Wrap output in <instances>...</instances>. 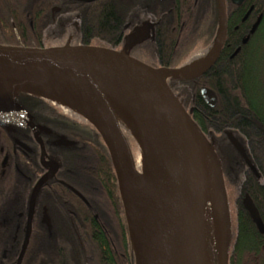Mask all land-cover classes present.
Segmentation results:
<instances>
[{"label": "trees", "instance_id": "trees-1", "mask_svg": "<svg viewBox=\"0 0 264 264\" xmlns=\"http://www.w3.org/2000/svg\"><path fill=\"white\" fill-rule=\"evenodd\" d=\"M210 2L216 0L173 2L174 14L164 16L160 25L158 52L163 56L165 67L178 68L196 48H206L212 41L206 19ZM167 3V0H98L92 3L0 0V45L44 48L51 27L56 26L60 33L70 20L77 18L82 22L83 45L94 40L102 47L114 49L119 45L121 30L127 21L137 23L145 12L162 15L168 11ZM56 7L60 8V13L53 17L52 10ZM171 25L175 27L173 34ZM261 33L264 34V19ZM252 77L244 79L234 71L226 75L229 85H204L207 81L202 76L198 79L202 85H182V91L188 93V101L195 107L192 118L204 135L209 139L226 131L237 132L247 143L264 178V138L259 127L262 119L259 121L256 115L258 109H264V73ZM201 88L218 92L215 108L205 105ZM24 104L36 116L37 123L66 131L81 145L72 153L59 154L61 170L37 197L30 243L22 264H135L116 172L97 130L89 122H72L56 106L38 97L27 98ZM260 138L263 139L258 142ZM37 165V171L41 172L38 162ZM244 180L241 191L248 193L264 224V185L259 182L254 167ZM29 201V195L21 194V231L17 235L0 232V243L13 244V239L17 238L21 251ZM16 257L17 254L15 261ZM229 264H264V235L258 231L240 198L237 199V233L231 241Z\"/></svg>", "mask_w": 264, "mask_h": 264}, {"label": "water", "instance_id": "water-1", "mask_svg": "<svg viewBox=\"0 0 264 264\" xmlns=\"http://www.w3.org/2000/svg\"><path fill=\"white\" fill-rule=\"evenodd\" d=\"M85 3H92L98 0H81ZM242 2L243 0H235ZM220 11V36L219 45L216 56L225 42L226 38V10L225 0H218ZM60 12V8L56 7L52 10L54 17ZM253 27L252 33L256 30L258 24ZM145 27L136 30L128 39L132 46L141 44L146 39ZM211 66V64L209 65ZM206 66L197 74L183 73L184 69H156L147 64L129 56L125 52L109 49L105 47L78 45V46H60L49 48H26L19 46H4L0 45V119L8 116L9 120L14 123H21L13 118L5 109L7 104H12L16 107L19 113L30 122L32 129L38 137V129L33 123L29 115L23 108L17 104L15 98L17 92L8 87L6 82L12 84L17 81H25L39 86L37 83L29 80L25 75L38 73L44 70H73L78 69L86 80L94 86L96 103L90 109L95 122H89L99 133L104 144L110 154L112 164L114 166L119 191L122 202L125 208L126 216L129 223V230L133 244L135 264H182L184 259V248L187 234L186 223V195L188 185L191 178L193 166V138L194 134L200 139V147L203 151L208 152L212 157L213 162L218 169L221 195L223 204L226 209L228 218V234L222 238L219 233L218 216L215 209L213 198H208L204 203L202 211V230L205 224V215L208 205L212 206L213 221L216 230L218 263L229 264L230 259V221L226 205V197L224 192V183L220 166L218 164L216 153L208 138L204 135L198 124L192 118V110H186L182 102L172 91L167 82L168 75H190L199 76L207 70ZM86 69L97 70L112 74L117 77L124 78L139 86L144 92L155 98L162 109L164 110V119L169 121L170 128L174 133L176 143V154L174 157V165L171 170L170 187L168 193H165L168 207L166 211V219L164 225L155 236L150 250L145 253L141 261H138L136 247L134 243L130 218L123 200V189L147 188L157 193H162V188L153 179L147 177L134 165L130 147L124 137L118 124L114 122L111 116L109 98L104 94V91L99 86L98 82ZM166 74V79L162 77ZM201 96L205 103L214 108L217 105V96L208 88L201 89ZM3 116V117H2ZM7 119V121H8ZM230 136V135H229ZM231 137V136H230ZM42 145L43 165L49 168L48 172L37 182L30 198L29 213L27 218L26 235L22 245V249L17 261V264H22L24 256L28 249L31 232L32 221L35 212L37 196L41 188L50 180H52L58 172V164L54 161L45 162V149L42 141L38 137ZM124 146H122L121 141ZM64 142V141H63ZM62 142V143H63ZM59 144V143H58ZM65 144V142H64ZM67 144V143H66ZM76 194L84 200L81 194ZM242 204L256 225L260 234L264 235V224L260 217L259 211L248 194L242 199ZM202 236V232H201ZM147 243V242H146ZM145 243V245H146ZM202 246V241H201ZM202 250V249H201Z\"/></svg>", "mask_w": 264, "mask_h": 264}, {"label": "flooded vegetation", "instance_id": "flooded-vegetation-1", "mask_svg": "<svg viewBox=\"0 0 264 264\" xmlns=\"http://www.w3.org/2000/svg\"><path fill=\"white\" fill-rule=\"evenodd\" d=\"M167 1L168 11L162 13V15L159 14V16H157V13L145 12L139 22L135 23L133 21H127L121 30L119 45L115 50L121 51L117 48L125 46V53L148 66L156 69H175L165 67L161 59L163 56L158 52L161 41L160 25L162 18L174 14L173 2L175 0ZM207 5L208 10L206 11V19L210 27L208 33L213 36L212 41L206 46V48H196L194 50L191 55L192 60H190L191 66H186V63L189 61L188 57L186 59L187 61L185 60L184 63L176 68L189 69L193 67L196 63H193V60L201 57V54L195 57L194 55L201 52L203 56L210 58L207 70L199 76L179 78L178 82L180 85H202L198 83V79L202 76H205L207 81L204 85H229L226 82V75L228 73L237 71L244 79L264 73V34L261 33V25L264 19V2L261 0H243L242 2L225 0L226 38L218 56H216L220 36V11L218 0H216V2H210ZM258 21L260 22L256 30L252 33L253 27ZM81 27L82 22L80 21V28ZM143 27H145L146 30V39L141 44L135 46H132L131 42L127 43L129 37L136 30ZM170 31L173 34L175 27L172 26ZM150 50L153 52V55L149 53ZM210 64L211 66H209ZM188 79L190 80L189 82ZM168 85L173 90V87L171 86L172 84L169 83V81ZM208 89L213 91L217 96L218 105V92L211 88ZM173 92L185 107V103L181 97L174 90ZM31 97L35 96L24 92H18L15 100L29 115L32 123L37 128H42L37 131L38 137L42 141L46 152L44 159L45 162L54 161L58 164L59 168L55 175L56 177L62 168L59 161V154L72 153L79 149L78 146L81 145V143L77 141V139H74L73 135H70L64 130L59 131L48 125L37 123L36 116L32 114L24 104V102L26 103L27 98L29 99ZM205 105L209 107L206 103ZM186 110H192L193 114L195 112V107L194 105H190ZM257 112V118L259 121L262 119L263 122V124L260 122L261 124H259V127L260 135L264 138V109H258ZM8 118V116H4L0 119V232L17 235L21 231V217L23 215L20 211L21 194H23L24 197L29 195L31 198V194L37 182L48 172L49 168L43 165L41 159L42 145L40 144L37 134L32 129L30 122L23 119L22 124L14 123ZM69 119L72 122L78 121L72 117ZM67 124H70V122L67 121ZM230 133L231 132L226 131L222 135H218L219 137H223L231 149V157L228 163L230 173L226 180L234 182V179L235 181H238L240 178V180H242L241 183L244 184L246 174L254 167L257 171L259 182L264 185V178L259 172L258 163L250 155V151L244 138L237 132L232 131V133ZM225 134L230 135L231 137L226 139ZM263 138H260L258 142H261V139ZM37 162L40 165L41 172L37 171ZM50 181H48L41 190L48 185ZM72 190L75 193L77 192L75 189ZM246 194L248 193L240 191L238 198H240L241 203ZM13 242L14 243L12 244V242L8 241L9 245L0 243V264H17L21 251L19 249L17 238H14ZM16 254L17 257L15 261Z\"/></svg>", "mask_w": 264, "mask_h": 264}, {"label": "bare ground", "instance_id": "bare-ground-1", "mask_svg": "<svg viewBox=\"0 0 264 264\" xmlns=\"http://www.w3.org/2000/svg\"><path fill=\"white\" fill-rule=\"evenodd\" d=\"M209 61L207 56L198 57L193 67L182 72L197 74ZM86 71L94 76L109 98L114 122L119 124L120 121L114 102L121 104L134 121L142 149L137 169L162 188V193L147 188L123 189V200L131 222L138 261H141L150 250L149 244L165 223L168 203L164 196L169 191L171 170L175 161V135L169 121L164 119V110L159 102L139 86L109 73L90 69ZM25 77L39 85V88L34 90L35 95L66 101L85 119L95 122L90 109L96 103V90L80 70H44ZM162 77L167 78L166 74H162ZM5 109L17 121L23 122V116L14 105L7 104ZM121 144L125 147L123 141ZM193 149V166L185 204L188 230L182 264H200L202 211L208 198L214 199L220 236L225 238L228 234V218L222 200L217 166L210 154L202 150L200 139L195 134Z\"/></svg>", "mask_w": 264, "mask_h": 264}, {"label": "rangeland", "instance_id": "rangeland-1", "mask_svg": "<svg viewBox=\"0 0 264 264\" xmlns=\"http://www.w3.org/2000/svg\"><path fill=\"white\" fill-rule=\"evenodd\" d=\"M56 29H57L56 26H54V27H51L50 30L47 32L46 37H45L44 48L56 47V46L83 45L82 34L80 32V21L77 18L70 20L65 25V28L62 30V32L59 33ZM99 45L101 44H99V42L94 41V40L91 42V44H89V46H98V47L103 46V45L101 46ZM19 47H22V46H19ZM109 49H112V48H109ZM115 49L116 48H114V50ZM117 49L121 50V52L126 51L125 46H121ZM149 53L153 55V52L151 50ZM199 54L203 56V54L199 52V53H196L194 57ZM191 55L188 56L189 61L186 63L187 64L186 66L188 67L191 66L190 65L191 63L190 60H192ZM196 60L197 59L195 58V60H193V63L196 62ZM182 77H190V75H185V76L168 75L166 80L167 82L169 81V83L172 84L171 86L173 87V90L181 97V99L185 103V107L188 109L190 106V102L188 101V93L187 92L184 93L182 91L183 86L180 85V83L178 82V79ZM5 84L8 85V87L12 89L16 88L14 90L17 93L24 92V93L33 95L35 97H38L46 102H49L50 104L56 106L61 111V113L64 114L65 116L72 117L78 121L87 123L86 119L82 115H80L78 112L73 110L67 104L66 101L62 102L50 96L41 97L39 95H35L34 90L39 88V86L33 83L15 80L13 84L11 82H6ZM113 104L117 108V112L119 114L120 121L118 125L130 147L133 162L137 168V161L139 159V156L142 153V149H141V145L138 140V131L136 129V125L121 104L117 102H114ZM229 137H230L229 135H226V139H228ZM208 140L210 141L211 144L213 143L212 146L216 153L218 164L220 166V170L222 174V180L224 183V192H225V197H226V205H227L229 221H230V238L232 241V239H234L237 233V199L241 191V185H242L241 181L242 180H240V178L238 179V181H235L234 179V182H229L226 180L227 176L230 173V169L228 168V163L231 157V149L227 145L223 137H219L218 135H213ZM201 241H202V246H201L202 250H201L200 264H217L218 263L217 239H216V230H215V225L213 221V211H212L211 205H208V208L206 210L205 224L202 230Z\"/></svg>", "mask_w": 264, "mask_h": 264}]
</instances>
